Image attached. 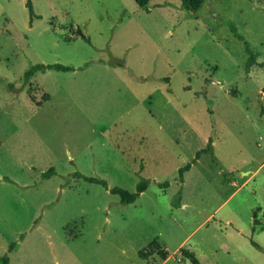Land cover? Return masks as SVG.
<instances>
[{
  "label": "rangeland",
  "instance_id": "374dc122",
  "mask_svg": "<svg viewBox=\"0 0 264 264\" xmlns=\"http://www.w3.org/2000/svg\"><path fill=\"white\" fill-rule=\"evenodd\" d=\"M247 44L264 63V0H0V256L264 264V69L247 75ZM42 64L80 70L26 83ZM77 174L150 186L122 205ZM155 244L167 258L143 259Z\"/></svg>",
  "mask_w": 264,
  "mask_h": 264
},
{
  "label": "trees",
  "instance_id": "16d2710c",
  "mask_svg": "<svg viewBox=\"0 0 264 264\" xmlns=\"http://www.w3.org/2000/svg\"><path fill=\"white\" fill-rule=\"evenodd\" d=\"M152 0H134V2L137 4V6L143 10L148 11L149 10V3ZM182 3V8L189 12V13H196L202 6L204 3H206L207 1L210 0H180ZM27 7L29 9V13H30V19H31V23L33 22V20L37 17L34 9H33V5L31 3V1H28L27 3ZM79 36L89 42V40L83 36L81 33L79 34ZM241 41H243L242 38H240ZM246 51L249 55L248 61L246 63L245 66V71L247 73V75L252 71V69L254 67H260L264 69V63H259L258 59L261 57V55L258 52L253 51L252 49H250V47L248 46V44L246 45ZM75 70H80V68H73L70 66H63V65H36V66H32L24 75V79L25 82L28 83L31 78L37 73V72H46V71H56V72H62V73H69V72H74ZM213 138L209 139L208 145L205 149L199 151L196 154V158L192 163L187 164L186 166H184L183 168L180 169L179 171V180L181 182V184L184 183L185 179H184V174L185 172L190 171V169L192 168V165L196 163L197 160L200 159L202 154L205 153H212L213 152ZM0 147H1V140H0ZM56 174L55 169H50L48 172L43 173L42 178L43 179H49L52 176H54ZM76 177H79L81 179H84L86 182L88 183H94V184H99L101 186H103L105 189L110 190V192L113 195H117L120 198V202L122 205H131L134 204L139 198L140 196L145 193L147 191V189L150 186V182L148 180H142L139 182V184L136 186V189L134 192H130L128 190H124L120 187H115L113 189H109L108 183L105 180H101V179H97V178H89L86 176H83L81 174H77L75 175ZM161 188L166 189L169 187V184H161L160 185ZM182 191V187L180 188ZM181 201H182V193H178L175 199V203L174 206H176L177 208L181 207ZM255 224H257V220H255ZM252 244L256 247L259 248V246L254 243L252 241ZM16 248V244H12L10 246V249L7 253H5L4 255L0 256V264H9L10 263V254L13 252V250ZM156 249H159V255L161 256V258L163 260H165L167 258V252L165 250H162L161 247L159 245H152L149 247V249L143 250L140 253V256L143 259H148L150 258L153 254L154 251ZM183 255L185 257H187L189 260L192 261L193 264H200L199 261L196 259L195 255L190 253V252H184Z\"/></svg>",
  "mask_w": 264,
  "mask_h": 264
},
{
  "label": "crops",
  "instance_id": "0c3cea01",
  "mask_svg": "<svg viewBox=\"0 0 264 264\" xmlns=\"http://www.w3.org/2000/svg\"><path fill=\"white\" fill-rule=\"evenodd\" d=\"M199 161V160H198ZM192 169V168H191Z\"/></svg>",
  "mask_w": 264,
  "mask_h": 264
}]
</instances>
